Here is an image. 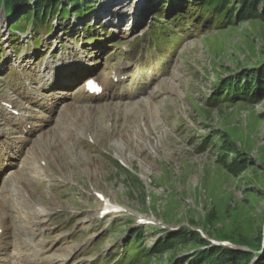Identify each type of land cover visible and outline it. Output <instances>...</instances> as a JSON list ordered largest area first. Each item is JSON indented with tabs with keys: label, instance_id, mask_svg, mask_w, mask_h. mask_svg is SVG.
<instances>
[{
	"label": "rangeland",
	"instance_id": "374dc122",
	"mask_svg": "<svg viewBox=\"0 0 264 264\" xmlns=\"http://www.w3.org/2000/svg\"><path fill=\"white\" fill-rule=\"evenodd\" d=\"M194 1L181 7L176 0H61V16L44 9L56 20L51 33L37 30L42 41L37 52L32 32L22 40L13 36L7 23L12 8L2 0L0 94L13 95L9 84L26 88L22 76L35 75L40 63L35 53L46 57L50 49L67 44L82 58L97 60L91 55L99 51L96 37L112 35L108 43L121 38L110 27L111 18L121 32L140 19L135 31L143 28L146 35L141 31L121 40L131 48L138 42L133 49L146 54V63L154 67L170 64L163 82L145 91V112L144 104L129 106L128 122L118 118L122 112L109 109L99 113L105 119L88 125L76 114L74 123L73 116L61 120L56 142L46 138L49 145L38 146L43 132L33 142L44 149L28 158L22 179L28 186L21 198L13 190L11 199L20 201L16 212L39 205L50 211L42 224L52 225L49 237L56 251L68 249L65 264H198L209 256H218L220 264H248V258L228 257L225 250L213 252L220 247L252 254L249 264L264 257V0H203V10ZM31 5L25 12L43 9ZM76 5L79 13L62 16ZM158 15L178 21L170 26L178 39L181 29L187 34V44L174 49L175 55H163L150 40L152 27L165 25ZM88 26L90 44L85 33L78 36ZM127 54L120 51L122 57ZM154 106L159 113L153 115ZM62 135L69 138L66 145L58 143ZM95 188L133 213L97 216ZM17 216L28 217L25 210ZM140 216L155 220L141 222Z\"/></svg>",
	"mask_w": 264,
	"mask_h": 264
},
{
	"label": "bare ground",
	"instance_id": "6f19581e",
	"mask_svg": "<svg viewBox=\"0 0 264 264\" xmlns=\"http://www.w3.org/2000/svg\"><path fill=\"white\" fill-rule=\"evenodd\" d=\"M123 10L124 11H126L128 14L130 13V11L126 8V7H124L123 8ZM166 12H168V10L166 11ZM126 20V19H125ZM140 20V19H139ZM137 21V22H134L133 23V25H131L130 26V29L131 30H127V32H121L120 30H121V26L120 25H116L115 24V20L113 19V18H111L110 19V23H109V25H110V27H112V29L114 30V31H116V33L117 34H120L121 36L120 37H124V36H126V37H129L131 34H133V32L135 31H133V29H135L136 28V26H134L136 23H138V22H140V21ZM125 22H127V21H125ZM163 28V27H162ZM183 41V40H182ZM172 55H175V51L173 52V54ZM166 73L164 72L163 73V75H165ZM52 75H48V77H47V80H51L52 79ZM103 81L105 82V84H108V82L105 80V79H103ZM142 93H139V94H137V95H133V96H131L129 99H128V101L130 102V103H132V101H136V98H139L140 97V95H141ZM136 103V102H135ZM138 103H142L141 105H143L142 107H143V111L145 112V109H146V100L145 99H142V101H140V102H138ZM137 104V103H136ZM117 105V106H116ZM115 106V107H114ZM121 106H123V107H121ZM103 107H106V108H104V110H103ZM112 110V111H116V112H122V117L121 116H119L118 118L119 119H121V120H123V121H125V122H128V119H129V115H130V113H131V111L132 110H130L129 109V105L128 104H122V103H118V102H110V103H107V104H104V106H102V105H100L99 107H89V106H81L80 107V109H76V112H77V114H78V118H80V120H81V122H83V125H85V124H89L92 120L93 121H96L97 120V118L98 117H100V116H102V118H104L105 119V115H100L99 113L100 112H106L107 110ZM129 109V111H127ZM153 109H156V111L158 110V106H154L153 107ZM153 109H152V111H153ZM139 113H142V111L140 110L139 111ZM154 113L155 114H158L159 112L157 111V112H153V115H154ZM134 114L135 113H132V115L134 116ZM140 115V114H139ZM109 116H111L112 117V114H110ZM157 116V115H156ZM91 117V118H90ZM67 118V117H66ZM75 119V117H74V119H73V123L75 122V121H78L79 119ZM157 118V117H156ZM158 120H159V118H157ZM102 121V120H101ZM155 121H156V119H155ZM80 122V121H79ZM110 127V126H109ZM90 128V127H89ZM111 128V127H110ZM80 132V131H79ZM58 133H61L60 131L58 132ZM59 137V136H58ZM116 136H114L113 135V139L112 140H114V138H115ZM42 138V137H41ZM38 139V140H36L35 141V143L38 145V146H40L41 144H43V143H45V145H44V148H46L49 144L47 143V142H45V140H43V138L42 139ZM68 137L67 136H64V135H62L61 137H60V139L58 140V143L59 142H63L65 145H66V140H69V138L67 139ZM93 138V140H94V142H97V140L94 138V136L92 137ZM34 147L33 145H32V147H30V149H29V151H28V154H30V156H29V158L31 157V158H35L36 157V152L38 153V149H44V148H42V147ZM72 147H73V145L72 144H69V147H68V150H71L72 149ZM53 151H56V152H59V150H57V149H55V150H53ZM51 153H53V152H51ZM32 155V156H31ZM54 157V156H53ZM38 158H41V154H39V156H38ZM39 160V159H38ZM41 161L42 160H40V162H39V164H41ZM37 162V161H36ZM48 162V161H47ZM42 167V166H41ZM42 169H43V167H42ZM16 174H19V173H16ZM23 179V178H22ZM24 181V180H23ZM22 180H19V179H14V181H13V186H14V190L16 189V191L18 192V196H19V198H21V191L24 189L25 190V187L26 186H28V184L27 183H25V182H23ZM30 183V182H29ZM29 188V187H28ZM94 192H96L97 194H99V195H102L103 197H104V199L102 200V199H100V208H99V214L97 215V216H101V214H102V212L103 211H109V209L111 210V209H113V207L114 208H116L117 210H113V211H110V212H108V213H106V214H104L101 218H107L108 216H112V218L113 217H115V216H126V215H131L133 212H132V210L131 209H129V208H127V207H125V206H123V205H121V204H119V203H113V201L110 199V196H108L107 194H104V193H102L99 189H97V188H95L94 189ZM23 193H24V191H23ZM29 194V192H26V195H28ZM30 196V195H29ZM97 196V195H96ZM27 198V197H26ZM99 198V197H98ZM9 200V203L7 202V204L6 205H0V224H2L4 221H7L8 220V218H9V215H8V211H11V210H14L15 208H17L18 207V202H20V201H18L17 199V201H15L14 200V202H13V199H8ZM26 200V199H25ZM23 201V200H22ZM55 203V202H54ZM33 204V203H32ZM36 204V203H35ZM38 204V203H37ZM28 205V204H27ZM33 206V205H32ZM30 207V206H29ZM18 208H20V207H18ZM30 208H32V207H30ZM24 210H25V213L27 214V216L28 217H26V218H24V217H18V219H20V220H18L16 223L18 224V227L17 228H15V222H13V225H12V222H10V225L13 227L14 226V228H15V230L19 233V234H21V236L23 235L25 238L27 237V232L26 231H24V230H21V228L23 227L24 229L26 228V226L29 228V226L28 225H30V226H35L36 228L38 227V226H40L41 224H42V222L48 217V215L50 214V211L45 207V206H41V205H39V207H37V206H35L34 208H32L31 209V211H29V210H27V209H25V208H22L21 207V209L17 212V215H18V213L19 212H24ZM127 213V214H126ZM109 214V215H108ZM120 214V215H119ZM114 215V216H113ZM110 217H109V219H110ZM140 219H144V218H146V217H139ZM21 219L22 220H24V222H26L28 225H25V224H23V225H19V221H21ZM108 219V220H109ZM148 220H155V218H147ZM147 220V221H148ZM23 234H22V233ZM66 249V248H65ZM66 251L67 252H64V251H61L60 250V252L58 253V254H52L51 255V257H49V258H52V259H58V260H60V259H65L66 257H68V249H66Z\"/></svg>",
	"mask_w": 264,
	"mask_h": 264
},
{
	"label": "trees",
	"instance_id": "16d2710c",
	"mask_svg": "<svg viewBox=\"0 0 264 264\" xmlns=\"http://www.w3.org/2000/svg\"><path fill=\"white\" fill-rule=\"evenodd\" d=\"M5 1H6L5 6L7 8H12V15H10L9 22H7L10 24V29L22 30V31L33 29L32 36L35 37L36 40L41 39V36L36 35L37 30L39 31L42 28H44L45 32H42V33L47 34V33H49L50 27H52V25H53L52 19L54 18V16H52L51 18H48L50 16L47 15V12L44 11V9L47 8V11L49 10L52 12L53 15H55V14H58L60 12V8H62L61 2H60L61 0H34V3L30 2V0H5ZM187 1L188 0H176V2L180 3L178 5L181 7H183ZM192 1H194V0H192ZM197 1L198 0H196L194 2H197ZM204 1H206V3H209L210 0H204ZM169 2H170V0H169ZM198 3H199V6L196 5V7L199 10H203L202 5H205L203 3V0H199ZM31 4H37V5L41 6L43 9L38 8V10L36 9L35 11H33V9H31V10H28V11H30V13L25 12L26 10L24 9V7L25 6H30V7L33 6ZM46 4H48V5L46 6ZM175 5H176V3H175ZM1 7H2V0H0V9H1ZM76 7H77V5H76ZM76 7L73 9H70L69 15H68V13L67 14L64 13L65 17L69 18L73 13H76V12L79 13V10H78L79 8L78 7L76 8ZM81 17H83V16L81 15ZM84 30L86 33L91 32L90 26L86 27ZM78 33H79V31H78ZM17 40H19L18 37H17ZM205 242H207V241H205ZM224 250L227 252L228 257H236V258L237 257H242V258L245 257V258H248V262H247L248 264L250 263V261L253 258L252 254L247 253L244 250H239V249H230V248L220 247L218 249H215L213 252L221 254L222 253L221 251H224ZM201 253H202V251H201ZM208 253L209 252L205 251L204 255H206ZM198 254H200V252H198ZM262 256H264V254ZM206 257H208V256H205V258ZM217 258H218V256L215 258H214V256H213V258L211 256H209L208 258H206L204 260H200L198 264H202V263L203 264H220L221 260H219ZM254 264H264V257L257 260L256 263H254Z\"/></svg>",
	"mask_w": 264,
	"mask_h": 264
},
{
	"label": "snow or ice",
	"instance_id": "6c2138e0",
	"mask_svg": "<svg viewBox=\"0 0 264 264\" xmlns=\"http://www.w3.org/2000/svg\"><path fill=\"white\" fill-rule=\"evenodd\" d=\"M89 87H91L92 85H91V82H89V85H88Z\"/></svg>",
	"mask_w": 264,
	"mask_h": 264
}]
</instances>
